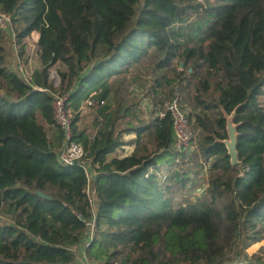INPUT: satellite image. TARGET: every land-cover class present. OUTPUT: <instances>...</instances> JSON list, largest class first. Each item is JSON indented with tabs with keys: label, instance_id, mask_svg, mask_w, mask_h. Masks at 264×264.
<instances>
[{
	"label": "trees",
	"instance_id": "16d2710c",
	"mask_svg": "<svg viewBox=\"0 0 264 264\" xmlns=\"http://www.w3.org/2000/svg\"><path fill=\"white\" fill-rule=\"evenodd\" d=\"M0 9L20 60L38 33L41 63L25 83L0 29V264H76V249L99 264H261L247 249L264 238V0H0ZM57 61L69 68L56 87L67 107L92 111L89 122L75 113L72 139L94 172L93 211L83 170L57 161L63 133L43 91L55 90L46 65ZM174 96L194 133L183 151L170 115H156ZM233 111L236 167L221 142ZM128 133L134 150L110 156Z\"/></svg>",
	"mask_w": 264,
	"mask_h": 264
},
{
	"label": "built area",
	"instance_id": "2783aa9c",
	"mask_svg": "<svg viewBox=\"0 0 264 264\" xmlns=\"http://www.w3.org/2000/svg\"><path fill=\"white\" fill-rule=\"evenodd\" d=\"M0 29L4 31L6 36L9 38L11 44L16 70L20 78L27 84L31 83L32 75L37 66L41 63L38 60L37 55V32H31L27 40L28 42V54L25 59L22 61L19 58L17 46L15 43V33L11 23V17L8 13L3 12L0 9ZM26 37V38H27ZM57 63L63 65V69H52L53 66ZM47 72L49 75V80L53 82L55 90L51 91L49 89H43V91L49 92L52 97V107H53V118L54 124L62 131L63 133V143L61 148L57 153L58 163L66 166H79L87 179V184L85 187V193L89 200V204L94 210V190L92 189V180L94 179V172L90 166V159L86 156V151L79 143L75 142L72 137V123L75 116V113L82 112L83 108L86 106H81L78 110L73 111L67 107L68 93H63L60 91L59 86L60 81V72H68L69 68L62 62H55L51 65L47 64ZM91 103V102H87ZM156 115L159 118L165 117L168 113L171 117V126L174 132V146L178 151L186 150L194 138V133L191 129L189 123V117L187 110L181 108L180 101L177 96L171 97L161 104L156 106ZM92 139V137H91ZM87 243L85 244V246ZM75 253L76 264H99L98 262L89 261L84 253V251L79 252L78 249L73 250Z\"/></svg>",
	"mask_w": 264,
	"mask_h": 264
},
{
	"label": "rangeland",
	"instance_id": "374dc122",
	"mask_svg": "<svg viewBox=\"0 0 264 264\" xmlns=\"http://www.w3.org/2000/svg\"><path fill=\"white\" fill-rule=\"evenodd\" d=\"M29 39H30L29 37H27V38L25 39V41H26V47H25V51H26V53H25V55L28 54V52H29V50H28V42H27V40H29ZM5 46H6L7 50H8V52H9L8 54L10 55V60H9L10 68H11L12 70L17 71V70H16V64H15L16 61H15V59H14L13 50H12L11 44H10V42H9V38H8V36H5ZM52 69H56V70H58V69H63V65L60 64V63H57V64H55V65L53 66ZM149 86H150V83H149V82H147L146 84H144V87H143V85H140V86H139V85H137V84L127 85V87H128V91H129V92H131V91H135V88L143 89L144 91H147V89H148ZM141 93H142V92H141ZM131 97H132V96H131ZM131 97L128 96V98H131ZM135 97L137 98V96H135ZM145 97H147V96H145ZM137 99H138V98H137ZM165 100H167V99H165ZM140 109H141V108H140ZM141 111H142V109H141ZM142 112H143V111H142ZM90 113H92L90 107L85 106V107L83 108V111H82L81 116H80L79 119L85 120L86 117H87L86 119H88V116H89ZM144 113H145V112H144ZM144 113H141L142 118L144 117V115H147L146 113H145V114H144ZM144 118H146V116H145ZM39 121H40V123H42V124L45 126L46 129H48L47 126L43 123V121H42L41 119H39ZM87 122H89V120H87ZM87 126L89 127V129H91V131L89 132L90 135H93V134L95 133L96 129H92V127H91L89 124H87ZM47 132H50V130H47ZM125 138L127 139V137H124V136H123V140H124ZM119 154H120V153H119ZM91 185H92V183H91ZM5 221H6L5 216H2V215L0 214V222H5ZM262 247H264V238H263L262 240H260L259 242H257V243H255V244H252L251 246H249L248 249H247V252H248V254L251 252V254L254 253L256 256L261 257V264H264V253H263L262 250H261Z\"/></svg>",
	"mask_w": 264,
	"mask_h": 264
},
{
	"label": "water",
	"instance_id": "95a60500",
	"mask_svg": "<svg viewBox=\"0 0 264 264\" xmlns=\"http://www.w3.org/2000/svg\"><path fill=\"white\" fill-rule=\"evenodd\" d=\"M180 67H182V63H180ZM234 117V111L230 113L229 115L224 114L225 118V131H226V138L221 140V142L224 144L227 154L229 156V162L232 167H236L239 165L238 160V152L236 149L237 144V124L233 122ZM37 194L41 197L49 199L48 196L43 195L41 192H37Z\"/></svg>",
	"mask_w": 264,
	"mask_h": 264
},
{
	"label": "crops",
	"instance_id": "0c3cea01",
	"mask_svg": "<svg viewBox=\"0 0 264 264\" xmlns=\"http://www.w3.org/2000/svg\"><path fill=\"white\" fill-rule=\"evenodd\" d=\"M38 36V33H37ZM87 118V117H86ZM85 120H92V113L89 114L88 119ZM124 137H127V139L125 138V144H123L119 149H117L114 153L110 154V156H117V157H123L126 156L128 154H130L135 146H136V136L134 133H128V134H124ZM120 153V154H119ZM251 254V252L249 253Z\"/></svg>",
	"mask_w": 264,
	"mask_h": 264
}]
</instances>
